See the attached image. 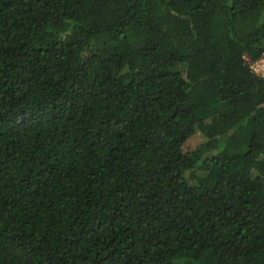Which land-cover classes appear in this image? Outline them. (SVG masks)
I'll use <instances>...</instances> for the list:
<instances>
[{
  "label": "trees",
  "instance_id": "16d2710c",
  "mask_svg": "<svg viewBox=\"0 0 264 264\" xmlns=\"http://www.w3.org/2000/svg\"><path fill=\"white\" fill-rule=\"evenodd\" d=\"M246 56L264 0H0V264H264Z\"/></svg>",
  "mask_w": 264,
  "mask_h": 264
},
{
  "label": "rangeland",
  "instance_id": "374dc122",
  "mask_svg": "<svg viewBox=\"0 0 264 264\" xmlns=\"http://www.w3.org/2000/svg\"><path fill=\"white\" fill-rule=\"evenodd\" d=\"M203 140V136L201 131H197L186 143L185 145V150H191L194 149L197 145H199L201 143V141ZM257 207L258 209L264 208V204H262L261 202H257Z\"/></svg>",
  "mask_w": 264,
  "mask_h": 264
},
{
  "label": "built area",
  "instance_id": "2783aa9c",
  "mask_svg": "<svg viewBox=\"0 0 264 264\" xmlns=\"http://www.w3.org/2000/svg\"><path fill=\"white\" fill-rule=\"evenodd\" d=\"M246 60L254 72L264 77V57L258 60H253L249 56H246Z\"/></svg>",
  "mask_w": 264,
  "mask_h": 264
}]
</instances>
